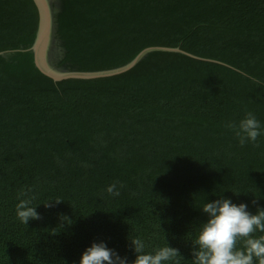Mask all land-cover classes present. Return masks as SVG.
Returning a JSON list of instances; mask_svg holds the SVG:
<instances>
[{
  "label": "trees",
  "instance_id": "16d2710c",
  "mask_svg": "<svg viewBox=\"0 0 264 264\" xmlns=\"http://www.w3.org/2000/svg\"><path fill=\"white\" fill-rule=\"evenodd\" d=\"M57 2L58 67H117L151 46L197 58L153 51L119 74L55 81L23 51L34 1L0 0V264H79L93 242L131 264L134 238L193 264L203 204L264 209V0ZM248 112L256 146L225 127ZM19 199L42 218L21 223Z\"/></svg>",
  "mask_w": 264,
  "mask_h": 264
},
{
  "label": "clouds",
  "instance_id": "9594fccd",
  "mask_svg": "<svg viewBox=\"0 0 264 264\" xmlns=\"http://www.w3.org/2000/svg\"><path fill=\"white\" fill-rule=\"evenodd\" d=\"M225 127L234 133L241 146L249 142L256 146L255 142L261 135L260 123L251 112L238 123L227 122ZM106 191L113 196L119 195L117 183L111 184ZM24 195L26 193H21ZM52 202L44 206L52 207ZM35 209L31 199H19L16 216L27 225L30 220L42 218ZM200 209L208 218L200 224L191 243L193 264H264V235L258 238L254 235L257 231L264 233V209H257L253 215L247 211V205H237L223 197L206 202ZM130 243L135 253L131 264H165L176 261L177 257L182 258L178 249L167 244L155 249L154 253H145L146 245L142 239L134 238ZM79 264H128V260L109 249L104 242H93L81 254Z\"/></svg>",
  "mask_w": 264,
  "mask_h": 264
},
{
  "label": "water",
  "instance_id": "95a60500",
  "mask_svg": "<svg viewBox=\"0 0 264 264\" xmlns=\"http://www.w3.org/2000/svg\"><path fill=\"white\" fill-rule=\"evenodd\" d=\"M33 1L38 10V26L32 43L28 48L23 49V51L25 50L31 52L33 56L34 65L43 74L49 76L55 81L68 78L90 79L119 74L135 66L147 54L153 51L182 52L186 55L196 57L186 52H183L178 47L171 48L162 46H151L142 49L128 62L117 67L93 71L70 70L58 67L53 61L56 56V51L54 49V44L56 43L54 13L57 10L58 2L57 0ZM1 54L6 55L7 53L1 52Z\"/></svg>",
  "mask_w": 264,
  "mask_h": 264
}]
</instances>
